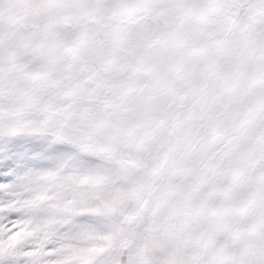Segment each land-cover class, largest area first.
Segmentation results:
<instances>
[{
  "label": "snow or ice",
  "instance_id": "obj_1",
  "mask_svg": "<svg viewBox=\"0 0 264 264\" xmlns=\"http://www.w3.org/2000/svg\"><path fill=\"white\" fill-rule=\"evenodd\" d=\"M0 264H264V0H0Z\"/></svg>",
  "mask_w": 264,
  "mask_h": 264
}]
</instances>
